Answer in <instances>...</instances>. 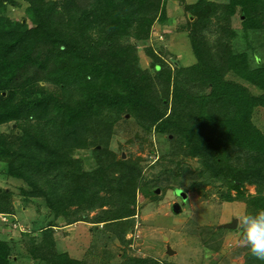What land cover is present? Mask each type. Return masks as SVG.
Returning a JSON list of instances; mask_svg holds the SVG:
<instances>
[{"label":"trees","instance_id":"16d2710c","mask_svg":"<svg viewBox=\"0 0 264 264\" xmlns=\"http://www.w3.org/2000/svg\"><path fill=\"white\" fill-rule=\"evenodd\" d=\"M9 1L19 5L17 0ZM26 1L34 23L0 19V93H7L3 101L6 108L0 107V124L12 119L16 112L12 108L15 102L27 104L28 108L26 113L25 110L18 111L17 121L21 119L20 113L26 119L31 120L33 116L37 121L33 129L32 122L30 126L20 127L24 134L19 143L20 151L15 154L20 163L11 164L6 171H2L5 176L22 181L19 186L22 200L31 202L43 196L54 213L51 212V218L45 217L41 221L44 226L41 238L30 231L19 234L23 236L21 242L26 245V254L32 258V264L85 263V259L61 249L54 228L58 217H65L67 224L77 221L100 223L105 232L110 230L108 233L122 240L124 228L130 224L134 226L140 204L138 183L135 176L128 175V171L116 165L114 168L116 152L111 149L112 139L123 132L118 128L121 121L133 120L142 130L144 135L141 138L145 142L153 143L154 136H166L170 141L166 151L173 152L167 156L178 158V149L190 154L193 152L192 155L199 156L203 175L208 171L210 177H220L230 184L253 182L249 175L264 182V167H260L261 172L253 166L248 167L250 174L247 175L239 164L240 161L254 162L264 158V131L251 119L258 104L257 95L250 92L245 84L264 90V65L253 68L250 59L241 56L238 60L230 51L227 53V46L221 49L223 46L219 41L208 45L199 38L202 26L198 21L193 31L196 38L191 44L187 43V48L192 47L195 55L189 70L202 88L200 83L195 88L189 84L183 99L177 95L180 84H188L187 79L173 73L174 70L157 54H154L157 62L152 69L137 67L138 54L132 50H126L124 57L118 60L120 65L113 69L108 66L109 60L101 59V53L119 50V39L124 32L131 30L133 18L140 19L133 30L149 39L158 12H161L160 22L167 19L165 0ZM255 2L239 0L237 3V0H232L229 6L233 8L239 4L242 14L251 17L250 9H257ZM214 10L215 6L212 7ZM253 24L259 26V23ZM68 35L73 49H68V44L63 42ZM49 43L55 47H50ZM37 51L41 54L34 55ZM31 58L41 59L34 64L35 76L47 68L45 74L51 77V81H57L65 91L70 90L66 97L42 94V88L37 91L30 89L31 84L36 82L31 78L26 90L9 84L17 81L15 73L19 67L26 72V62ZM228 62L231 65L238 62L232 68L241 66L242 70L237 74L244 80L243 85L226 79L230 69ZM80 84L88 86L85 95L76 88ZM73 88L80 99L84 97L88 111L97 103L96 113L109 112V118L98 115L93 118L95 122L87 123L80 114L84 105L76 106L78 97L74 99L73 94L70 95ZM97 96H100V103L95 101ZM261 97L264 99V94ZM182 100L186 101L181 104ZM104 101H113L116 107L104 105L107 103ZM48 107L62 109L65 113L51 119L50 128L46 120L44 126H40L42 123L39 121L45 119ZM126 114L130 116L126 118ZM216 124L228 133L227 141L219 142L215 133L206 130L207 126ZM10 127L13 129V126ZM8 140V137L0 138V152L6 150ZM223 142L226 143V152L212 161L215 143ZM84 149H93L94 166H89V159L86 166L83 158L78 156L77 153ZM1 160L7 162L3 157H0ZM123 162H126L125 166L128 164L127 159ZM134 166L138 169L137 164ZM196 175L192 172L193 177L197 178ZM12 192L10 188H0V214L4 217L0 216V264H17L12 259L17 238L8 233L9 238L2 232L6 226L15 224V207L10 205ZM95 210L99 211L91 217V212ZM37 225L38 222L33 227ZM148 260V257L131 256L123 264H145ZM253 261L264 264L254 258Z\"/></svg>","mask_w":264,"mask_h":264},{"label":"rangeland","instance_id":"374dc122","mask_svg":"<svg viewBox=\"0 0 264 264\" xmlns=\"http://www.w3.org/2000/svg\"><path fill=\"white\" fill-rule=\"evenodd\" d=\"M231 1L165 0L167 19L160 22L161 12H158L149 39L139 36L133 30L140 20L133 18L131 20L133 27L124 32L119 39L121 44L119 50L112 53H101V59L109 60L107 61L108 66L113 69L120 65L118 60L124 57L125 51L132 50L133 53L137 51L138 54L137 67L152 69L153 64L157 62L154 59V54H157L174 70L173 73L187 79L188 84L182 82L180 93L177 95L184 99V91L189 87V84L195 88L197 83H200L192 77L193 73L189 70V65L195 61V55L192 47L188 46L189 48H187V43L191 44L196 38L193 32L194 25L200 21L202 32L199 38L205 43L211 45L213 42L219 41L223 46L221 49L227 46V53L230 51L231 55L236 56L238 60H241V56H245L248 60L250 59L253 68L263 66L264 0H256L257 9H250L251 17H245L242 14L239 4L233 8L230 7ZM17 3L18 6L9 0H0V19L7 18L15 22L34 23L35 21L33 22L29 15L27 1L17 0ZM213 6H215L214 11H212ZM59 9L61 8L59 7ZM253 22L259 23V26L252 25ZM61 24L64 25L63 22ZM63 42L68 44V49H73V44H70V35ZM49 46L55 47L51 43ZM36 54L40 55L41 52L37 51L34 55ZM40 58H31L30 61H27L26 72L25 69L19 67L15 73L17 81L9 82V84L13 88L21 86L26 90L27 82L31 78L36 82L31 84L30 89L37 91L42 88V94L66 97L70 90L66 89L65 91L57 81H51V77L45 74L47 68H43L42 74L36 73L35 76L36 67L34 64L39 62ZM228 65L227 67L230 68L226 76L228 82L243 85L244 80L238 75V72L242 70L241 66L237 65L236 68H232L234 65H231L230 62ZM5 71L6 69L3 70V72ZM108 79L110 78L108 77ZM245 84L250 92L257 95L258 104L251 119L264 131V99L261 97L264 90L248 83ZM7 86L9 87L8 84ZM199 86L202 88L201 83ZM87 87L85 84H80L76 88L81 89V93L84 92L83 95H85ZM6 94L4 91L0 93L3 96V99L0 100V107L3 109L6 108L3 103ZM71 94L74 99L78 97L75 102L76 106L84 105L80 114L87 123L95 122L93 118L98 115L104 119L109 118V112L96 113L98 111L95 108L99 106L97 103H95L94 110L88 111L87 105L85 106L83 102L84 97L80 99L75 88L71 90ZM95 101L100 103V96H97ZM185 101L182 100L181 104ZM115 104L112 101L104 105L116 107ZM12 108L13 112L16 111L12 115V119L0 124V138H9L5 144L6 150L0 152V157L7 160V162L0 161V188L12 189L10 205L11 208L15 207L16 214L13 215L16 219L14 218V226H6L2 232L6 233L8 237L11 235L17 238L15 254L12 259L17 264H32V258L26 254V245L21 242L23 236L19 234L21 231H30L41 238V230L44 227L41 221L45 217L51 218L52 210L47 206L43 196H38L31 202L22 200L19 194V186L22 181L13 180L2 172L6 171L5 169L9 165L20 163L15 156L20 151L19 143L24 134L20 127L30 126L31 122L32 129L37 126V121L33 116L31 120L26 119L22 117L23 113H20L22 120H16L18 111L28 112L27 104L15 102ZM111 112L115 113L114 110ZM62 114H65L62 109L48 107L44 114L45 119L39 120L42 123L40 126L46 125V120L50 128L49 121L59 115L62 116ZM127 116L130 115L126 114V118ZM123 122L121 121L118 127L119 130H123L122 134L119 137L115 136L111 141V149L116 152V159L115 164L112 160L110 162H113L114 168L116 165L128 171V175L136 177L137 198L140 200L137 208V220H135L134 226L130 224L124 228L122 240L120 237L118 239L116 236L114 237L113 233H108L110 230L105 232L100 223L96 224L98 226L83 221L67 224L68 220L65 217H56L57 223L54 228L61 249L67 250L74 257L85 259L84 264H123L131 256L148 257L150 260L145 264H257L249 255L248 250L239 246L241 234L235 230L236 227L229 225L236 221L235 217L238 215L264 209V182L255 180L253 175H249L248 169L253 166L261 172V168L264 167V158H259L254 162H239L249 178L254 180L253 182L226 183L220 177L215 179L210 177L208 171L203 175L199 166V156L192 155L193 152L190 154L189 151L178 149L176 151L178 158L167 156L173 152L166 151L170 146V141L166 136H154L153 143L145 142L141 138V135H144L142 130L133 120ZM10 126H13V129ZM206 130L215 133V138L219 142L227 141L228 133L217 124L216 126H207ZM225 144L224 142L223 144L215 143L216 148L211 156L212 161L219 159L226 152ZM229 147L234 148L231 145ZM77 154L83 158L86 166L88 159L91 163L89 166L92 164L94 166L93 149L80 150ZM124 154L125 157H123ZM126 159L128 164L125 166L126 162L123 160ZM135 164L138 165V169L135 168ZM192 172H196L197 178L192 176ZM158 189L160 190L158 191ZM39 192L44 193V191ZM179 192H182L184 197ZM98 211L91 212V217L96 216ZM34 220H37L35 224L38 222L39 226L33 227L35 226ZM169 248L174 251L173 254L169 253Z\"/></svg>","mask_w":264,"mask_h":264},{"label":"clouds","instance_id":"9594fccd","mask_svg":"<svg viewBox=\"0 0 264 264\" xmlns=\"http://www.w3.org/2000/svg\"><path fill=\"white\" fill-rule=\"evenodd\" d=\"M235 220V230L241 234L239 246L246 248L252 258L264 262V209L245 212L236 216Z\"/></svg>","mask_w":264,"mask_h":264},{"label":"water","instance_id":"95a60500","mask_svg":"<svg viewBox=\"0 0 264 264\" xmlns=\"http://www.w3.org/2000/svg\"><path fill=\"white\" fill-rule=\"evenodd\" d=\"M125 156H126V155L124 154L123 157H125ZM159 190H160V189H158V191H159ZM179 194H181L182 197H184V194H183L182 192H179ZM229 226L236 227V221H234V223H233V224H230ZM169 253H170V254H173L174 251H172L171 248H169Z\"/></svg>","mask_w":264,"mask_h":264},{"label":"built area","instance_id":"2783aa9c","mask_svg":"<svg viewBox=\"0 0 264 264\" xmlns=\"http://www.w3.org/2000/svg\"><path fill=\"white\" fill-rule=\"evenodd\" d=\"M4 219V217H2Z\"/></svg>","mask_w":264,"mask_h":264}]
</instances>
